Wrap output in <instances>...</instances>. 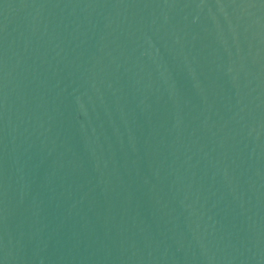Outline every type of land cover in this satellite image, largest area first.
Here are the masks:
<instances>
[{
	"label": "water",
	"instance_id": "1",
	"mask_svg": "<svg viewBox=\"0 0 264 264\" xmlns=\"http://www.w3.org/2000/svg\"><path fill=\"white\" fill-rule=\"evenodd\" d=\"M0 264H264V0H0Z\"/></svg>",
	"mask_w": 264,
	"mask_h": 264
}]
</instances>
